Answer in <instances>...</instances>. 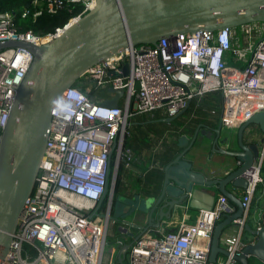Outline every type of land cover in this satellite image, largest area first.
<instances>
[{
	"label": "built area",
	"instance_id": "obj_1",
	"mask_svg": "<svg viewBox=\"0 0 264 264\" xmlns=\"http://www.w3.org/2000/svg\"><path fill=\"white\" fill-rule=\"evenodd\" d=\"M95 3L43 0L33 17L42 11L54 14L80 7L66 24L45 34L22 30L14 13L0 12V41L50 42ZM33 4H39L38 0ZM28 14L23 10L21 18ZM31 60L25 47L0 49V137ZM124 64H128L126 76ZM85 78L92 86L64 89L52 107L36 183L0 264H109L112 255L105 252L109 239L114 240L116 258L128 255L129 264H207L215 223L234 211L224 195L216 198L210 210H200L193 223L183 222L175 231L158 235L143 234L126 250L125 241L112 232V193L103 206L100 200L119 163L130 161L124 140L133 112L163 109L172 117L195 95L217 91L221 119L229 128L264 109V21L182 33L162 38L156 45L130 46L92 66ZM106 87L124 89L121 105L107 107L103 100L89 97L94 89ZM262 167L263 159L258 158L241 174L247 182L240 196L244 210L233 220L239 236L246 222L252 220L256 229L261 226L264 206L260 215L250 210L263 182ZM239 236L232 253H239ZM213 264L237 263L230 254Z\"/></svg>",
	"mask_w": 264,
	"mask_h": 264
},
{
	"label": "water",
	"instance_id": "obj_2",
	"mask_svg": "<svg viewBox=\"0 0 264 264\" xmlns=\"http://www.w3.org/2000/svg\"><path fill=\"white\" fill-rule=\"evenodd\" d=\"M256 21H264V0H96L92 9L68 24L61 35L50 42L35 45L23 41H0V49L22 46L32 54L0 137V262L8 251L18 218L36 183L51 110L64 89L77 83L92 66L130 46L156 45L162 38L182 33L214 31ZM127 72L128 64H124L122 74L126 76ZM108 91L114 93V97L101 104L116 107L124 89L109 87ZM189 105L190 100L184 109L168 120L186 111ZM215 133L211 148L223 157L201 154L199 158L181 161L180 157L194 145L197 131L189 142L180 138L183 149L165 167L160 195L157 198L137 195L130 212L116 220L123 223L126 216L135 221L142 217L147 219V226L158 225L176 206L210 210L216 198L224 195L229 205H235L236 211L226 213L223 220L215 223L207 264L219 262L221 258L225 260L230 254L237 264H250L252 259L264 264V211L258 229L250 222L244 224L238 254L221 245L224 231L235 225L233 220L244 210L237 194L231 193L227 185L231 183L237 189H244L247 182L241 174L258 158L264 163V109L237 127V149H228L226 145L221 147L219 129H215ZM245 133L251 142H244ZM228 138V135L224 136L222 142L227 144ZM110 161L111 155L109 165ZM173 164H176L175 168L171 169ZM118 167L105 186L103 197L106 199L114 194ZM171 170L174 174L169 172ZM204 174L210 178H205ZM164 194L168 197L159 205ZM164 208L167 209L164 211ZM156 209L157 217L156 214L153 216ZM245 234L252 235L253 241L242 237ZM128 246L125 244L123 249ZM122 258L118 255L117 261L122 263Z\"/></svg>",
	"mask_w": 264,
	"mask_h": 264
},
{
	"label": "crops",
	"instance_id": "obj_3",
	"mask_svg": "<svg viewBox=\"0 0 264 264\" xmlns=\"http://www.w3.org/2000/svg\"><path fill=\"white\" fill-rule=\"evenodd\" d=\"M85 81L86 86H92L91 82L86 78ZM96 92L99 96L95 100L111 99L115 95L108 91V89L105 91L104 88H99ZM216 95V92L195 95L190 100L188 109L176 116L173 120H168V116L163 109H156L149 112L135 111L130 115L129 120L131 119V124L127 125L126 148L130 150L131 158L129 163L122 162L123 166L119 172V175H122L119 189L121 196L128 197L132 194H137L141 198L146 196L157 198L162 188L165 167L169 163H172L173 159L183 149L179 139L184 138L189 142L196 131L197 135L194 145L180 157L181 161H190L194 157L199 158L201 154L205 156L211 155L213 158L223 157V155L212 151L211 148L212 139L216 136L215 129H219V141L221 140L219 144L221 147L226 145V148L232 150L238 148L236 141L237 127L243 121H237L230 128L224 125L221 119V99L216 98ZM117 104H122L120 96L118 97ZM129 126L131 129H129ZM209 134H211V138L208 137ZM227 135L229 136L228 143L224 144L222 138ZM243 139L245 143L251 142L248 133H245ZM201 144L202 147L200 146ZM175 165L173 164L171 169H174ZM169 172L174 174V170ZM206 175L204 174V177L209 179L210 176ZM168 185L171 186L172 183ZM227 189L231 193L237 194V197L240 199L243 189H237L231 183L227 185ZM167 197V194H164L159 205L163 204ZM199 203L202 204L201 201ZM232 206L234 207V213L236 207L235 205ZM263 206L264 174L263 182L258 186V191L254 196L252 209L256 215H260L263 211ZM166 209L164 208L163 210L165 211ZM200 210L203 209L189 210L184 206H176L167 217H163L160 220L158 225L150 226H147V219H143L142 217L136 221L125 218L123 219V223L118 222L115 217H112L115 220L112 232L116 237L123 239L125 244L130 245L137 237L143 234L158 235L164 232L175 231L183 222L193 223ZM155 214L157 217L158 209L155 210L153 216ZM117 222L120 223L119 226ZM238 236L239 227L237 225L228 226L222 236V247L225 249L233 248ZM242 237L247 238L248 241H253V238H249L247 234L242 235Z\"/></svg>",
	"mask_w": 264,
	"mask_h": 264
},
{
	"label": "trees",
	"instance_id": "obj_4",
	"mask_svg": "<svg viewBox=\"0 0 264 264\" xmlns=\"http://www.w3.org/2000/svg\"><path fill=\"white\" fill-rule=\"evenodd\" d=\"M38 2L39 4L34 5L33 0H0V12L8 11L14 13L16 23L22 28V30H32L33 32L40 34L51 32L57 26H63L67 23L70 17L77 15L80 12V7L75 5L72 8L70 7V9H61L54 14L42 11L41 14L33 17L32 13L42 7L43 0H38ZM25 9L29 11V14L25 18H21V13ZM74 85L80 87L81 89H84V87L86 86V81H84V79H82L81 77L79 81ZM106 89L104 88L105 91ZM96 90L97 89H94L89 93V97L92 100H95L99 96V94H96ZM216 93V98L221 99L220 92L217 91ZM124 145L126 147V137L124 140ZM122 164L123 163H119L113 195H115V193L120 189L122 175H119V172L122 169ZM262 173L264 174V166L262 167ZM103 205L104 203L102 204V206ZM250 264H252V261L250 262Z\"/></svg>",
	"mask_w": 264,
	"mask_h": 264
},
{
	"label": "rangeland",
	"instance_id": "obj_5",
	"mask_svg": "<svg viewBox=\"0 0 264 264\" xmlns=\"http://www.w3.org/2000/svg\"><path fill=\"white\" fill-rule=\"evenodd\" d=\"M228 63L232 64L231 59L228 60ZM130 120L128 121L129 125L131 124ZM129 129H131L130 126H129ZM257 191H258V188H257ZM257 191H256V193H257ZM136 197H137V194L136 195L132 194L131 196H128V197H121L119 191H117L115 193V195H113V197H112V204H111L112 215H111V217L117 218L120 216L127 215L130 212L129 208L131 209L132 203L135 202L134 200ZM125 208H126V210L124 211ZM252 213H253V209L250 210V214H252ZM133 217H134V215L132 216V218ZM126 218H129V216H126ZM250 222L252 223V220ZM119 224L120 223H118V226H119ZM247 235L249 238H253L252 235H250V234H247ZM113 246L116 247L114 244V240L109 239L107 245L105 246L106 254L110 253L112 255V258L109 261V264H129L128 255L123 256L122 263L117 262L116 258L114 257L115 256V248H113ZM252 264H260V263L256 260L252 259Z\"/></svg>",
	"mask_w": 264,
	"mask_h": 264
},
{
	"label": "flooded vegetation",
	"instance_id": "obj_6",
	"mask_svg": "<svg viewBox=\"0 0 264 264\" xmlns=\"http://www.w3.org/2000/svg\"><path fill=\"white\" fill-rule=\"evenodd\" d=\"M254 128H257L256 126H254ZM263 166H264V163H263ZM106 197L104 196L103 197V199H102V202H101V204L103 203V201H104V199H105Z\"/></svg>",
	"mask_w": 264,
	"mask_h": 264
},
{
	"label": "bare ground",
	"instance_id": "obj_7",
	"mask_svg": "<svg viewBox=\"0 0 264 264\" xmlns=\"http://www.w3.org/2000/svg\"><path fill=\"white\" fill-rule=\"evenodd\" d=\"M237 122V121H236Z\"/></svg>",
	"mask_w": 264,
	"mask_h": 264
}]
</instances>
